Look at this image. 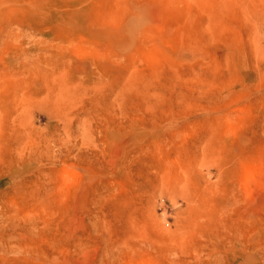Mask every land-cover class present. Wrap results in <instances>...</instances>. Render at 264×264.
<instances>
[{"label":"rangeland","instance_id":"374dc122","mask_svg":"<svg viewBox=\"0 0 264 264\" xmlns=\"http://www.w3.org/2000/svg\"><path fill=\"white\" fill-rule=\"evenodd\" d=\"M0 264H264V0H0Z\"/></svg>","mask_w":264,"mask_h":264}]
</instances>
